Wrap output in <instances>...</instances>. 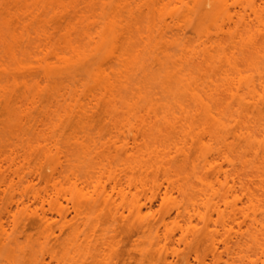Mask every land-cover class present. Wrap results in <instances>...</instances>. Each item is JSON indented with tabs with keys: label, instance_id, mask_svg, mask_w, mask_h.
<instances>
[{
	"label": "bare ground",
	"instance_id": "obj_1",
	"mask_svg": "<svg viewBox=\"0 0 264 264\" xmlns=\"http://www.w3.org/2000/svg\"><path fill=\"white\" fill-rule=\"evenodd\" d=\"M98 1L91 0V6L98 5ZM122 1L125 2V6L122 5ZM159 1L164 0H157V3ZM177 1L180 7H174L171 12L167 13L177 29H182L179 22H184L190 27L191 22L194 21L193 17H205V19L203 18L206 21L204 28L201 27L200 32L196 29L199 40L204 38L202 41L203 48L199 49L190 41L182 45L177 41L172 42L173 46H177L181 52L179 58L181 65L177 64L178 60H175V55L165 53L166 61L162 66L163 80H166V83L164 82L167 84L165 89L167 95L172 96L170 97L173 98L174 106L166 105L168 108H162V110L153 103L152 97L144 91L132 92L138 84V80L136 81V77L133 76L135 70L147 73L150 66L147 67L149 58L145 61L144 57L136 52L133 40L134 28L132 23L124 18L135 19L132 9L127 10L131 6L129 0H108L109 3L107 4L108 6L110 4L109 7L111 8L107 13H102L108 22L105 23L103 19V25L100 24V28L97 27L98 31L96 30L95 33L97 36L95 38L98 39L95 43L97 45L92 46L94 47L92 50L86 48L90 51L91 56L86 49L81 48L80 45L77 46L78 44L75 45L74 42L68 46V41L66 48H71L72 54L70 52L71 56L68 57L70 54L66 53L68 56L63 57L66 56L65 53L58 52L59 54H56L51 50L53 45L48 50L51 43L46 46L45 43V45L41 43V38H39L40 43L37 39L38 43L42 44V47L39 46L40 49L44 48L40 52L36 51L37 53H34L33 56L38 57L43 52H46V55L51 53V56L52 53L53 55L55 53L54 56L58 59L56 60L62 65L56 66L48 58L49 61H46V57L50 55L44 56L43 61L46 62L44 73L46 75L50 76L55 72L52 77L55 79L56 75L60 76V73L55 71L57 68L60 70L62 67V72L66 70L70 73L71 70L74 71L75 68L79 67L86 75H89L92 82V87H86L85 90L89 93H93L91 92L92 89L98 90L101 94H98L99 97H107V99L105 98L107 101L105 103L106 108H104L110 107L116 110L107 109L105 112L111 119H120L121 124L119 125L123 129L126 128V133H128L126 135L129 140L132 136L131 145H129L128 139L125 142L126 138L120 140L118 136L117 139L121 144H117L118 140L117 143L113 142L112 144L121 155H124L122 165L125 166V170H129L133 174H148L151 171L154 175L150 181L137 179L140 181L135 180L138 184H129L130 187L124 186V188L118 174L112 172L110 177L108 176L113 180H111L113 183L110 190L95 188L93 194L83 190L70 192V198H64V200L73 206L80 203L104 204L107 207L114 205L112 218L116 223L118 216L126 221L128 216H124L115 203L118 200L127 201L129 197L134 198L135 201L136 198L135 204L131 202V206L134 205V208L131 209L130 207L129 213L136 217L137 225L129 226L125 231L126 234L130 235L134 230L144 229L143 223L148 215L147 212H144L145 204H139V198L143 197L149 200L160 198L161 204L168 207L166 212L169 217L174 213L176 218H180L185 215V212L187 213L186 203L193 205L197 197H203V204L205 203L203 206H205L206 212L202 219L206 223L205 226L207 228L211 224L219 226L221 232L214 229L207 240L208 246L206 248L210 252V262L206 263L205 257L199 256H196L194 260L198 264H264V0H193L194 6L192 7H189L188 3L183 0ZM151 3H156V0H151ZM206 6L209 8L206 9ZM123 12H126L127 15L123 16ZM31 14L30 16H32ZM167 14L161 13L157 18L161 22L160 31L170 28L169 23L163 18ZM95 15L98 17L97 14ZM102 15L99 16L102 17ZM80 16H83L82 21L87 17V15L85 17L84 15ZM89 16L86 19H89ZM16 17L19 21V15ZM64 17L67 18L68 16ZM90 17L93 18L92 15ZM99 18H94L93 21L99 20ZM70 19H66V22H69ZM21 22L23 23V21ZM6 23L3 24L6 26ZM95 23H92L91 26H94ZM24 24L26 25V22ZM24 24L21 26H25ZM22 29L25 30L26 27L25 29L22 27ZM68 30H70L69 32L73 30L76 32V27L75 29L73 27V30L68 28ZM91 30L86 31L89 34L84 32L85 36H90L87 37L89 41L94 39L91 38V35L94 36L95 30L90 33ZM42 31L40 34L43 37H49L50 40L51 35L44 36L43 34L46 35L47 31L45 33ZM1 35L3 36V34ZM71 35L73 36V34ZM71 35L67 36L70 37ZM175 35L173 34L172 37ZM12 36L14 37L12 39L17 41V37ZM160 37L164 41L166 34L160 33ZM161 39L158 40L162 42ZM73 40L76 41V39ZM154 41L155 43H152L149 52L161 48L160 44L162 43ZM54 50L57 51L55 47ZM65 50L67 51V49ZM93 54L96 55L95 58H91ZM39 60L42 61V59ZM17 63L20 66L16 64V68L21 69L20 71L25 70L20 62ZM38 66L42 68L41 64ZM5 69L9 72L8 68ZM4 72L6 71L3 70ZM16 72L14 74H18ZM68 73L67 75L71 74ZM4 74L13 79V75ZM16 78L14 76L13 80ZM73 79L76 81L75 77ZM128 92L135 97L133 96L132 99L128 100ZM94 95L91 94L90 96ZM97 96L94 97L99 99ZM7 97L5 96L4 103L8 105L10 98L8 95ZM134 98L138 102H142V106H138L137 101H132ZM117 103L120 106H116ZM82 106L75 114L69 111L65 115L67 118L77 117L80 123L85 124L84 121L91 115L90 110ZM60 148L56 145L57 150ZM15 164V159H8L6 156L4 158L2 154L0 155V183L2 185L14 186L16 182L13 175L19 183L23 182L24 177L20 176L17 171H13L12 176L2 174L1 169L5 165L10 167ZM186 169H192V179L190 174L189 177L185 173L184 170ZM52 171L54 172L53 178L56 175V178L63 180L67 178L66 171L68 170L57 171L53 168ZM159 173L162 174V180L166 183L164 190L161 188L162 183L157 181ZM87 179L94 180L95 177L91 175ZM99 180L100 178L96 182L98 183ZM26 182L29 184L31 180H26ZM131 187L134 188V192ZM56 194L58 195L57 192ZM56 194L55 196H57ZM57 197L54 200L47 193L41 195V193L36 192L33 198L37 202L40 201L42 205L48 204L52 211L54 209L63 228L69 225L72 219H68L69 208ZM27 210L28 207L23 206L19 212L25 214ZM11 212L12 209L8 210V213ZM195 212L202 215L198 210ZM213 215H216L215 220ZM16 216V214L13 215L12 234L8 233L2 222L0 223L1 246L10 247L16 244L18 238L14 235L20 226L16 221ZM37 217L38 223L43 227L46 238H48L52 218L44 212L38 214ZM164 226L166 227L167 224L164 223ZM243 226L246 229H243ZM177 227L182 230V226L177 224ZM164 236L165 239H168L172 238L173 234L166 231ZM157 240L159 241V239ZM158 241L136 243L133 248L135 253L132 254L131 252V254L126 255L127 257H122L121 261L123 259L124 264L126 260L131 263L143 264L144 261L149 260V258L152 259V257L159 256L157 258L160 259L162 250L165 249V252L168 250L166 244L169 242L164 244L166 247L162 245L163 247L160 248ZM188 246H190L189 243ZM188 259V257L184 258L183 264H192Z\"/></svg>",
	"mask_w": 264,
	"mask_h": 264
},
{
	"label": "rangeland",
	"instance_id": "obj_2",
	"mask_svg": "<svg viewBox=\"0 0 264 264\" xmlns=\"http://www.w3.org/2000/svg\"><path fill=\"white\" fill-rule=\"evenodd\" d=\"M90 1L0 0V155L2 154L4 158L6 156L8 159L13 158L16 161L15 165L10 167L8 166L9 164L5 165L1 171L3 175L10 176L14 173L13 171H17L20 176L24 177L23 182L19 183L18 179L13 175L16 184L12 187H6L0 183V223L2 222L8 233L12 234L13 215L16 214V221L20 225L14 235L18 238L16 244L10 247L0 245V264H124L121 258L127 257L126 255L131 254V252L132 254L133 252L135 253L133 248L136 243L155 242V240L158 241L157 239H159L160 248L169 242L166 244L168 247L164 245L168 250L165 252V249L162 248L163 252H161V255L159 254L161 250L157 252L160 255V259H158L159 256L152 257V259L149 258V260L144 261L143 264H183V259L186 257L189 258L190 263L198 264L194 260L196 256L205 257L206 263H209L211 256L206 248L208 246L207 240L214 229L221 232V228L213 224L208 228L205 226L206 223L202 219L203 214L206 212L204 210L205 206H203L205 204H203V197H197L193 205L186 203L187 213L185 212V215L180 218H176L174 213L169 217L166 212L168 207L161 204L160 198L149 200L138 197L139 204H145V208L143 207L145 209L144 212H147L148 215L143 223L144 229L134 230L130 235L126 234L125 231L127 227L137 225L136 217L129 213V210L134 208L133 204L131 206V202L135 204L136 198L135 201L134 198L129 197L127 201L118 200L115 203L119 211L124 216H128L126 221L120 219L117 215L118 221L116 223L112 218L114 205L107 207L104 204L80 203L77 206H73L64 200V198H70V192L83 190L93 194L95 188L110 190L113 180L108 178V176L112 172H115L114 174L116 175L118 174V178L122 180L123 187H130L129 184H138L136 181L139 180L137 179H143V181L148 179L150 181L154 176L151 171L148 174H133L131 171L125 170V166L122 165L124 155H121L112 144L118 140V143H116L120 145L119 139L124 140L125 138L124 141L127 142V139L129 140V137L127 138L128 133H126V128L120 127V119H111L106 115L107 109L116 111L110 107L105 109L107 97H103V95V100L101 96L99 97L98 94L100 92L98 90L92 89L91 92L93 93L85 90L86 87H92L89 75H86L77 66H75L77 68L74 71L71 70L72 68L70 69L74 72L70 71L71 74L68 73L69 71L64 70L70 74L67 75V73L62 72L61 67L60 70L59 68L55 70L56 73H60V76L56 75V78L54 77L55 79H53L55 72L53 75H46L44 73L46 62L43 61V57L51 53L47 55L46 52L40 53V56H36L37 58L33 56L34 53L40 52L44 48L40 49L44 43L46 46L51 43L48 50L53 45L51 50L56 52V54L65 53L64 55L66 56L63 57H67L71 52V48H66L68 41V46L74 42L75 45L78 44L77 46L80 45L83 49L92 50L94 48L92 46L97 45L95 43L98 41L95 38L97 37L95 35L98 31L97 29L103 25L102 22L104 23V20L105 23L108 22V20L104 19L106 17L102 13H107L111 7H109L110 4L109 6L107 4L110 2L108 0H97L99 2L98 5L93 6H91L92 2ZM183 1L188 3L189 7L194 6L193 0ZM129 3L131 6L127 10L132 9L135 19L124 18L129 23H132L134 28L135 50L141 57H144L145 61L147 58H152L147 60L149 61L148 64L146 63L147 67L150 66L149 70L147 69V73L135 70L136 72H134L133 76L136 77V81L141 82L137 81L138 84L132 92L137 90L144 91L148 96L152 97L153 103L158 108L160 107L161 110L162 108L165 109L166 105H171L172 107L174 106V101L171 95H167V90L165 89L166 80H163L164 72L162 66L166 61L165 53L175 55V60H178L177 64L181 65L179 61L181 52L177 46H173V41H177L181 45L190 41L194 46L202 49L204 38L199 40L196 29L204 28L205 17L200 18L195 15L197 18L193 17L192 26L189 24V27L186 23L179 22L182 29H177L167 14L174 7H180L177 0H171V2L164 0L158 3L156 0L154 4L151 3V0H129ZM122 5L125 6V2L123 3L122 1ZM208 8L209 6H206V9ZM93 13L97 14L98 17L95 14L93 16ZM123 13V16L127 15L126 12ZM161 13L167 14L163 18L170 26L169 29H161L163 32L160 31L161 22L157 19ZM74 14L75 16H73ZM88 14L92 15L93 18L91 19ZM100 14L103 18L99 16ZM16 15H19V21ZM80 15H84V17L87 15V17L82 21L83 16ZM88 16L90 20L86 19ZM94 18H99V20L93 21ZM66 19H70L69 22H66ZM4 22H7L8 25L6 23L5 26ZM25 22L27 26L24 24ZM94 22H96L95 25L91 26ZM66 23L72 24H67V26ZM23 24L25 26H21ZM22 27L24 29L26 27V29L23 30ZM73 27L74 29L76 27L77 33L74 32ZM64 28L67 29V34H65L66 29L64 30ZM68 28L73 31L69 32ZM89 30L92 31L90 33L95 30L94 36L90 34L91 38H94L90 41L87 38L89 35L85 36V33L89 34V32H86ZM41 31L42 33L46 32V35L43 34L44 36L51 35L50 40L49 37H43L40 34ZM22 32L23 34H21ZM69 33L73 34V36ZM160 33L166 34L165 42L161 39ZM173 34L176 35L172 37ZM12 35L15 38L17 37V41L12 39ZM39 38L42 41L41 45L39 44ZM159 38L162 42L158 40ZM37 39H39V43ZM73 39H76V41ZM153 39L162 43L160 44L161 48L159 50L153 49V52H149L151 51L149 48L152 47V43H155ZM54 47L57 51L54 50ZM87 51L91 56L90 51ZM54 55L52 53V56H49L51 58L46 57V61L50 60L56 66H62ZM94 56L96 55L93 54L91 58H95ZM39 59H42V61L40 62ZM17 62H20L25 70L22 69L20 71L21 69L16 68L17 65L20 66ZM39 64L42 65V68L38 66ZM5 68H8L9 72ZM3 70L6 71L4 73L13 75V79L16 76L18 80L17 78L15 80L8 78L9 75L5 76L6 74L3 73ZM13 71L18 74H14ZM72 76L73 78L75 77L76 81H74ZM91 94H95L94 96L98 95L99 99L90 96ZM4 95L6 98H8L7 95L10 98L8 105L4 103ZM127 95L129 97L128 100L134 96L130 92ZM132 101H137V105L142 106V102H138L136 98ZM117 104L116 106H120L119 103ZM81 105L90 110L91 117L84 121L85 124L83 122L80 123L77 117L67 118L65 115L69 111L75 114L81 108ZM118 129L121 130L119 131ZM117 136L119 139H117ZM131 137L130 140L132 139ZM130 140L128 143L131 142ZM56 145L61 147L60 150L56 149ZM46 149L50 152L46 151ZM51 168H55L57 171L68 170L66 171L67 178L64 180L56 178L57 175L53 178L52 174L54 172ZM184 171H186L185 173L188 176L190 174L192 179V169ZM91 175L95 177L94 180L87 179ZM99 178L100 180L97 183L96 181ZM26 180H31V183L28 184ZM157 181L162 183L161 188L164 190L166 183L163 182L161 173L157 175ZM131 190L135 191L134 188ZM36 192L41 193V195L47 193L54 200L58 196L59 201L69 208L68 219H72L70 224L62 228V222L54 212V209L52 211L48 204L42 205L40 201L34 200L33 197ZM181 203L184 202L182 201ZM23 206L28 207L25 214L19 212ZM130 207L131 209H129ZM10 209H12V212L8 213ZM195 210H198L202 215H198ZM42 212L52 218L48 238H46L43 227L38 223L37 215L42 214ZM213 219H216V215H213ZM164 223L167 224L166 227ZM177 224L182 226V230L177 227ZM243 229H246V227L243 226ZM166 231L171 232L173 237L165 239L164 234ZM156 235H159V237H156ZM188 243L190 246H188ZM129 262L126 260L125 264H138Z\"/></svg>",
	"mask_w": 264,
	"mask_h": 264
}]
</instances>
